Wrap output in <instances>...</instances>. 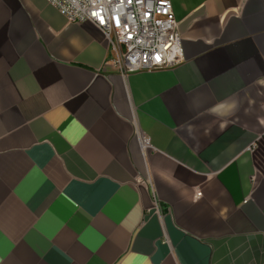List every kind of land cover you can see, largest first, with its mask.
Masks as SVG:
<instances>
[{"label":"crops","instance_id":"1","mask_svg":"<svg viewBox=\"0 0 264 264\" xmlns=\"http://www.w3.org/2000/svg\"><path fill=\"white\" fill-rule=\"evenodd\" d=\"M171 2L185 60L123 74L0 0V264H264V0Z\"/></svg>","mask_w":264,"mask_h":264},{"label":"built area","instance_id":"2","mask_svg":"<svg viewBox=\"0 0 264 264\" xmlns=\"http://www.w3.org/2000/svg\"><path fill=\"white\" fill-rule=\"evenodd\" d=\"M48 2L70 23L97 26L109 43L111 61L123 74L173 68L185 60L171 0Z\"/></svg>","mask_w":264,"mask_h":264},{"label":"snow or ice","instance_id":"3","mask_svg":"<svg viewBox=\"0 0 264 264\" xmlns=\"http://www.w3.org/2000/svg\"><path fill=\"white\" fill-rule=\"evenodd\" d=\"M101 22H103L102 18H101ZM157 59H159V57H157Z\"/></svg>","mask_w":264,"mask_h":264}]
</instances>
